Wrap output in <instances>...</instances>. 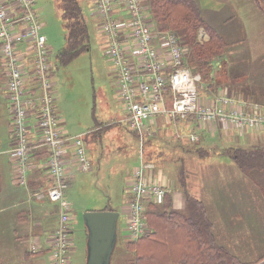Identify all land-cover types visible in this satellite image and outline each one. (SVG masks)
Instances as JSON below:
<instances>
[{
  "label": "rangeland",
  "instance_id": "374dc122",
  "mask_svg": "<svg viewBox=\"0 0 264 264\" xmlns=\"http://www.w3.org/2000/svg\"><path fill=\"white\" fill-rule=\"evenodd\" d=\"M78 1L88 27V47L67 63L58 59L66 43L59 1L34 2L47 44L57 58L55 101L64 129L70 135H77L98 123L111 124L101 134L96 152L92 151L90 156L88 150L92 170L76 171L77 180L66 190L78 223L73 232L77 253L72 264H85L86 260L82 237L87 228L82 214L90 210H110V207L119 211V218L109 264H119L131 258L125 248L130 241L123 238L126 229L121 206L125 203V183L130 181L138 165L139 146L128 127L126 110L116 90L115 71L106 60L105 36L97 33L92 21L90 0ZM197 4L201 16L231 41L224 54L213 60L211 76L202 78L201 94L222 89L230 95L264 105V10L259 11L254 0H199ZM149 22L154 26L153 18ZM197 39L201 43L208 39L202 27ZM186 51L189 56V46ZM190 66L194 70L193 65ZM1 87L0 81V150L5 151L9 147L8 119ZM166 122L169 128L160 138L163 150L149 156L151 160L160 157L156 163L162 170L155 168V175L161 179L162 173L178 176L185 170L190 192L204 201L213 219L217 240L244 261L258 260L264 255V167L242 170L223 151L228 146L253 145L260 138L264 139V130L245 135L247 133L241 134L231 128L204 126L195 119L178 120L182 136L176 137L174 122L169 119ZM190 131L198 135V140H189ZM143 150L146 153L154 148L143 147Z\"/></svg>",
  "mask_w": 264,
  "mask_h": 264
},
{
  "label": "built area",
  "instance_id": "2783aa9c",
  "mask_svg": "<svg viewBox=\"0 0 264 264\" xmlns=\"http://www.w3.org/2000/svg\"><path fill=\"white\" fill-rule=\"evenodd\" d=\"M35 0H0V64L5 77L11 141L6 153L13 177L27 185L29 171L39 155L49 182L35 188L30 197L56 202L58 223L46 236L51 264H68L71 240V203L64 195L70 162L80 170L91 169L83 134L70 135L57 113L51 76V50L34 8ZM99 18L97 32L106 40V60L116 74V90L126 110L128 127L139 142L155 133L158 117H192L204 126L236 129L240 133L264 130V105L250 102L219 89L211 95L200 93V75L185 64V48L170 31L155 29L144 0H90ZM25 43L23 46L19 45ZM192 140L197 136L190 134ZM153 163L144 160L134 169L126 201V239L147 234L148 201H161L165 188L146 174ZM30 250L39 252L38 237Z\"/></svg>",
  "mask_w": 264,
  "mask_h": 264
},
{
  "label": "trees",
  "instance_id": "16d2710c",
  "mask_svg": "<svg viewBox=\"0 0 264 264\" xmlns=\"http://www.w3.org/2000/svg\"><path fill=\"white\" fill-rule=\"evenodd\" d=\"M58 1L66 41L58 59L67 63L87 49L89 33L79 1ZM197 2L198 0H145L155 27L175 34L182 47L189 46L190 53L187 56L186 51L185 63L189 67L193 65V71L199 72L202 78H209L213 60L224 54L231 41L201 16ZM201 27L208 35L203 43L197 39ZM223 152L230 155L242 170L264 167V139L260 138L249 147L228 146ZM181 186L184 200L181 210L172 208L169 191L165 192L160 202L147 203L145 218L149 232L126 244V248L134 252V257L119 264H257L261 260L263 261L259 264H264V255L254 262H248L240 259L227 247L219 245L203 200L190 192L183 179Z\"/></svg>",
  "mask_w": 264,
  "mask_h": 264
},
{
  "label": "crops",
  "instance_id": "0c3cea01",
  "mask_svg": "<svg viewBox=\"0 0 264 264\" xmlns=\"http://www.w3.org/2000/svg\"><path fill=\"white\" fill-rule=\"evenodd\" d=\"M254 2L257 5V8L259 9V11L264 10V0H259L258 2L257 0L256 1L254 0ZM89 11L91 13V18L94 23V26L97 30L98 21H96V15L94 14L92 10L91 4H90ZM254 11L256 12L258 10L255 9ZM42 28H43V23H42ZM24 44L25 43L23 42L19 45L23 46ZM52 59L55 65V69L57 71L58 70L57 58L52 57ZM52 79H53L54 87L56 89V82H55L54 77ZM0 81L2 83L1 97L5 101V106L7 110V119H8L9 110L7 108L8 103H7V99L5 98V89H4L5 77L3 76L1 71H0ZM1 111H2V108H1V103H0V118L2 116ZM157 119H158V123H156V126H155V133L147 135L146 139L144 140V144L139 143L136 133H134L130 129L131 133L138 140V146H139L138 164L140 161V153H142L143 158L145 160H148L154 164V167L151 168V170L150 169L147 170L146 174L148 176H153L156 179H158L159 177L155 175V172H154L155 168L162 170L161 167H158V164L156 163V161L160 157L158 155L157 157H155V160H151L149 156H153V155H156L158 152H162L163 149L161 147L160 138H161V135L162 136L165 135V130L169 128V123L166 122V118L158 117ZM191 119L193 118L188 117L186 119H181V118L176 117L175 119H171V121L174 122V125L177 128V134L175 135L176 137L182 136L179 126L177 125V121L178 120L188 121ZM8 124L9 122H7V133H8V139H9L8 144H10L11 137H10V133L8 130ZM61 125L64 129L63 121H61ZM105 125H108V124H105ZM102 126L104 125L98 123L90 127L86 132L83 133L84 139H85V150H86L87 156H89L88 150H89L90 156L92 155L93 152H96V145L99 142H101V139H102L101 134L104 133L105 130L107 129V128L106 129L100 128ZM64 131L68 133L65 129ZM251 132H257V131H251ZM251 132H246L247 134L245 135H248ZM226 134L230 136V133L226 132ZM190 141H193V140H190ZM150 146H153L154 150L151 152L146 151L145 153V150H143V147L148 148ZM0 148H1V144H0ZM42 156L44 155L42 154L41 156L36 157L37 161H36V164L34 165V168L30 172L28 186H24L22 184H19L14 179L13 170L11 167V162L9 160V157L5 153V151L0 150V264H51L50 248H49L48 242L46 241L47 239L45 240V238L53 230V228L56 226L58 222V211H59L58 204L56 202H53L47 199L40 200V201L34 200L33 198L30 197V191H29L30 188H36L38 186L45 185L46 183L49 182V178L46 172L42 168H40L39 163H41L42 161L41 160ZM89 160L91 162V158ZM91 167H92V164H91ZM76 171L84 172L79 169L76 163L70 162L67 167V172H66V177H65L67 181V187L64 190V194L66 197H68V192H67L68 189L72 186L73 182L77 180L78 178V176L76 175L77 173ZM185 176H186V172L185 170H183L182 173H180V175L178 176L177 174L172 175V176H169V175L164 176L162 173V178L158 179L160 183L169 190V193L171 195V206L172 208L176 210H181L184 206L181 181L183 179L187 183ZM177 178H179V181L177 180ZM129 184H130L129 181L125 183L126 188L124 187V193L126 194V197L123 201L128 199L127 198L128 193L126 192H129L128 191ZM110 208L111 210L118 211L117 209H114L112 207ZM121 208H124L123 226L125 227L126 210H127L126 203H124L121 206ZM206 212H207L208 217L211 220L212 231H213V234H214V237L217 243L219 245H223L227 247L233 254L237 255L234 251H232V249H230L228 246L222 244L221 242L217 240L216 235H215V225H214L213 219L207 207H206ZM72 214L73 215H72V222H71V233H72L71 240L73 242V247L70 249L67 255L68 264H72V260L76 256L75 253H77L75 249L76 245L74 243L75 237L73 236V232L78 227V223L76 222V216L73 213V209H72ZM75 235L78 237V239H80V236L77 233H75ZM125 236H126V233L124 234L123 238H125ZM35 237H38L41 242V250L39 252H32L30 250L31 240ZM87 238H88V233L86 229V232H84V236L82 237L83 256L85 254H86L85 256H87ZM126 251L130 253L131 258L134 257V252H132L131 254V252L127 248H126Z\"/></svg>",
  "mask_w": 264,
  "mask_h": 264
},
{
  "label": "water",
  "instance_id": "95a60500",
  "mask_svg": "<svg viewBox=\"0 0 264 264\" xmlns=\"http://www.w3.org/2000/svg\"><path fill=\"white\" fill-rule=\"evenodd\" d=\"M87 228V256L85 264H109L117 238L119 212L90 210L82 214Z\"/></svg>",
  "mask_w": 264,
  "mask_h": 264
},
{
  "label": "bare ground",
  "instance_id": "6f19581e",
  "mask_svg": "<svg viewBox=\"0 0 264 264\" xmlns=\"http://www.w3.org/2000/svg\"><path fill=\"white\" fill-rule=\"evenodd\" d=\"M144 2H145V0H144ZM96 21H99V18L96 16ZM58 113V112H57ZM132 180H133V176L131 177V179H130V183L132 182ZM65 195V194H64Z\"/></svg>",
  "mask_w": 264,
  "mask_h": 264
}]
</instances>
